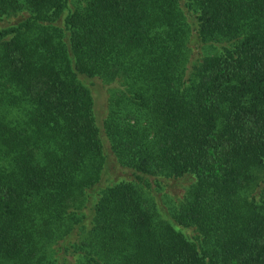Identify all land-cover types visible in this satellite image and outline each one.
<instances>
[{"label": "trees", "instance_id": "16d2710c", "mask_svg": "<svg viewBox=\"0 0 264 264\" xmlns=\"http://www.w3.org/2000/svg\"><path fill=\"white\" fill-rule=\"evenodd\" d=\"M0 264H264V0H0Z\"/></svg>", "mask_w": 264, "mask_h": 264}, {"label": "rangeland", "instance_id": "374dc122", "mask_svg": "<svg viewBox=\"0 0 264 264\" xmlns=\"http://www.w3.org/2000/svg\"><path fill=\"white\" fill-rule=\"evenodd\" d=\"M17 16H22L21 14H17ZM17 16L16 15H11V16H8V17H4L3 19H2V21H1V23L2 24H4V25H6V24H8V23H10V22H12V21H14L16 18H17ZM100 92L101 93H99V97H97V107L105 100V91H104V93H103V91L102 90H100ZM101 95V96H100ZM114 175H116L115 173H114ZM113 174L111 175V176H114ZM115 177V176H114ZM171 191L172 192H174V193H179V192H181V188L180 187H178V188H176V187H173L172 189H171Z\"/></svg>", "mask_w": 264, "mask_h": 264}]
</instances>
